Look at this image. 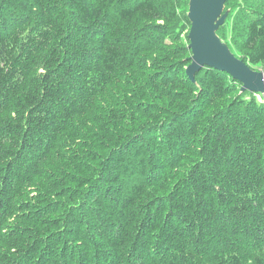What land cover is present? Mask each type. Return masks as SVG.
<instances>
[{
  "label": "trees",
  "instance_id": "1",
  "mask_svg": "<svg viewBox=\"0 0 264 264\" xmlns=\"http://www.w3.org/2000/svg\"><path fill=\"white\" fill-rule=\"evenodd\" d=\"M183 1L0 0V264H264V101Z\"/></svg>",
  "mask_w": 264,
  "mask_h": 264
},
{
  "label": "water",
  "instance_id": "2",
  "mask_svg": "<svg viewBox=\"0 0 264 264\" xmlns=\"http://www.w3.org/2000/svg\"><path fill=\"white\" fill-rule=\"evenodd\" d=\"M227 1L189 0L187 15L191 27L188 47L192 55L187 74L192 81H196V74L203 67L215 68L240 81L241 91L251 90L264 94V72L254 69L237 56L218 33L229 14V10L225 9Z\"/></svg>",
  "mask_w": 264,
  "mask_h": 264
},
{
  "label": "rangeland",
  "instance_id": "3",
  "mask_svg": "<svg viewBox=\"0 0 264 264\" xmlns=\"http://www.w3.org/2000/svg\"><path fill=\"white\" fill-rule=\"evenodd\" d=\"M182 7H186L185 13H187V0H184L182 2ZM225 9L229 10V14L224 25L222 26V29H220V35H222L224 39L230 44V46H232L233 50H235L240 56H244L247 53V50L243 47L242 41L244 40V37L247 33L248 24L252 21V19L254 20L258 16L259 11L264 10V0H228ZM149 24L151 25L154 23ZM183 24V20H180L176 23L174 28L172 27L170 30L173 31L175 29V33L182 32V38L185 39L187 38V33L184 32L185 29H183ZM113 30L115 32L114 28ZM182 42L184 41H180L178 43L182 44ZM162 49L165 50L164 53H168L169 51L167 47H162ZM146 57L149 59L152 58L150 54H147ZM253 66L254 69L264 72V61ZM112 84L116 85L114 82ZM107 93L109 94L111 92H106V94ZM255 96L259 100L264 101V99H262V96H264V94H256ZM103 100L104 99L101 97V101ZM103 102L105 104L108 103L107 99H105ZM251 251L252 252L246 258H244L243 264H255L252 259V255L255 253V250ZM261 254H264V251H262Z\"/></svg>",
  "mask_w": 264,
  "mask_h": 264
},
{
  "label": "bare ground",
  "instance_id": "4",
  "mask_svg": "<svg viewBox=\"0 0 264 264\" xmlns=\"http://www.w3.org/2000/svg\"><path fill=\"white\" fill-rule=\"evenodd\" d=\"M262 90L264 91V88H262Z\"/></svg>",
  "mask_w": 264,
  "mask_h": 264
}]
</instances>
